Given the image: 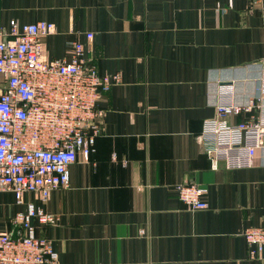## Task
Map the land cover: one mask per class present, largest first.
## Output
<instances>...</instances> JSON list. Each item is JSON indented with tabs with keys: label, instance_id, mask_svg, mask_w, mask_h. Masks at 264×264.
Masks as SVG:
<instances>
[{
	"label": "crops",
	"instance_id": "crops-1",
	"mask_svg": "<svg viewBox=\"0 0 264 264\" xmlns=\"http://www.w3.org/2000/svg\"><path fill=\"white\" fill-rule=\"evenodd\" d=\"M14 19L55 25L47 59H70L80 41L100 74L121 81L99 101L102 135L71 165L69 187L21 204L0 191V232L18 235L12 219L33 203L57 217L33 224L58 264H264V251L248 258L244 237L264 227V147L250 167L216 170L198 142L221 84L241 105L264 94V2L0 0L4 28ZM184 182L208 187V208L179 200Z\"/></svg>",
	"mask_w": 264,
	"mask_h": 264
},
{
	"label": "built area",
	"instance_id": "built-area-1",
	"mask_svg": "<svg viewBox=\"0 0 264 264\" xmlns=\"http://www.w3.org/2000/svg\"><path fill=\"white\" fill-rule=\"evenodd\" d=\"M54 30L51 22L15 19L7 30L0 20V191H12L20 204L26 193L47 202L52 191L69 187L71 165L80 155L88 160L102 135L99 101L121 81L118 73L100 74L80 41L72 42L70 59H47L43 40ZM235 94L233 84L219 86L216 114L204 121L198 136L216 170L250 167L264 147V94L246 105L238 104ZM244 112L256 114L232 121ZM177 190L189 210L209 207L208 187L184 182ZM34 219L47 225L57 217L29 203L12 219L19 234L0 232V264H58L52 242L38 235ZM244 237L248 258L261 260L264 227H249Z\"/></svg>",
	"mask_w": 264,
	"mask_h": 264
}]
</instances>
